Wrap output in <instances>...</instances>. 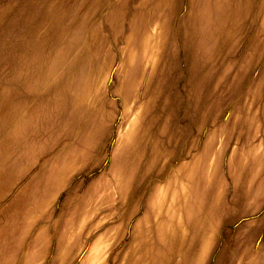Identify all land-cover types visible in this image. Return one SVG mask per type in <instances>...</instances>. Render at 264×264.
<instances>
[{"label":"rangeland","instance_id":"rangeland-1","mask_svg":"<svg viewBox=\"0 0 264 264\" xmlns=\"http://www.w3.org/2000/svg\"><path fill=\"white\" fill-rule=\"evenodd\" d=\"M0 264H264V0H0Z\"/></svg>","mask_w":264,"mask_h":264}]
</instances>
